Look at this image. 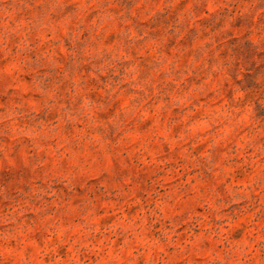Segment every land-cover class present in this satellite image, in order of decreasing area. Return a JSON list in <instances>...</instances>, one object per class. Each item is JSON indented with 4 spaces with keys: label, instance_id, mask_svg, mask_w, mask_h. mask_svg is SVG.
<instances>
[{
    "label": "rangeland",
    "instance_id": "rangeland-1",
    "mask_svg": "<svg viewBox=\"0 0 264 264\" xmlns=\"http://www.w3.org/2000/svg\"><path fill=\"white\" fill-rule=\"evenodd\" d=\"M0 264H264V0H0Z\"/></svg>",
    "mask_w": 264,
    "mask_h": 264
}]
</instances>
